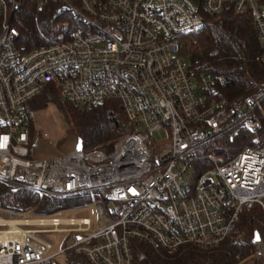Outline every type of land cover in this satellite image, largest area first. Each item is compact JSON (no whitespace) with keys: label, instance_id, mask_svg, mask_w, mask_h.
<instances>
[{"label":"built area","instance_id":"1","mask_svg":"<svg viewBox=\"0 0 264 264\" xmlns=\"http://www.w3.org/2000/svg\"><path fill=\"white\" fill-rule=\"evenodd\" d=\"M80 29L24 51L14 24L18 0H0V178L85 205L53 213L0 209V264H53L72 251L89 264H133L132 242L173 251L211 247L235 235L244 212L256 210L263 231L254 256L264 264V145L231 159L205 153L213 141L261 128L263 84L252 94L221 97L222 77L196 73L182 37L206 17L248 14L262 48L264 0H67ZM48 86L79 109L120 104L131 127L112 151L77 150L29 157L26 105ZM170 131L155 152L151 136ZM95 204L98 222L61 217ZM64 234L58 253L50 235Z\"/></svg>","mask_w":264,"mask_h":264},{"label":"trees","instance_id":"2","mask_svg":"<svg viewBox=\"0 0 264 264\" xmlns=\"http://www.w3.org/2000/svg\"><path fill=\"white\" fill-rule=\"evenodd\" d=\"M15 26L19 30V45L24 51L52 44L58 32L72 33L80 29L78 19L65 9L64 0H18ZM78 6L76 0H67ZM182 55L196 73H210L224 79L221 97L233 100L255 92L264 81L262 48L251 17L248 14L224 13L206 17L204 26L182 37ZM54 106L72 126L84 150L112 151L116 142L130 132V125L120 104L106 101L89 109H79L62 100L58 91L48 86L26 105L29 144L32 141L31 116L34 112ZM257 113L262 125L253 134L238 130L233 140L218 139L221 163L231 159L244 146H256L253 137H264V102ZM85 196L57 198L15 187L0 178V209L24 211L35 208L53 213L69 207L87 204ZM263 224L256 210L244 212L234 236L216 246L184 245L169 251L152 245L132 242L133 264H259L254 256L255 235H262ZM53 264H89L72 251L64 253V261Z\"/></svg>","mask_w":264,"mask_h":264},{"label":"rangeland","instance_id":"3","mask_svg":"<svg viewBox=\"0 0 264 264\" xmlns=\"http://www.w3.org/2000/svg\"><path fill=\"white\" fill-rule=\"evenodd\" d=\"M31 129H33V137L28 146L29 157L31 158L65 156L76 148V144L79 140L75 131H73L72 126L52 105L32 114ZM151 140L153 146H155V152H160L170 141V131L164 129L160 132H156L151 136ZM218 141V139L213 141L211 144L203 148V151L217 156L220 160L222 157L217 155L216 152L224 147H222ZM250 142L256 144V146L253 147H261L264 145V137H253ZM13 186H15V184H13ZM61 217L63 219L88 217L94 224L98 222L97 209L93 203L84 206L83 208L63 211ZM48 238L54 243L53 252L58 253L61 245L65 241V235L55 234L48 236ZM57 260L63 262L64 254L60 253ZM258 263L261 264V261H258Z\"/></svg>","mask_w":264,"mask_h":264},{"label":"water","instance_id":"4","mask_svg":"<svg viewBox=\"0 0 264 264\" xmlns=\"http://www.w3.org/2000/svg\"><path fill=\"white\" fill-rule=\"evenodd\" d=\"M76 149L77 150H81L82 149V144H81V141L80 140H78V142H77V144H76ZM256 242L257 241H259V235L258 234H256L255 235V239H254Z\"/></svg>","mask_w":264,"mask_h":264}]
</instances>
